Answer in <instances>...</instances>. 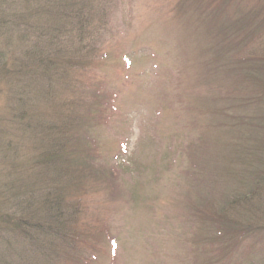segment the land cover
<instances>
[{
    "label": "rangeland",
    "instance_id": "rangeland-1",
    "mask_svg": "<svg viewBox=\"0 0 264 264\" xmlns=\"http://www.w3.org/2000/svg\"><path fill=\"white\" fill-rule=\"evenodd\" d=\"M26 1L0 0V219L55 194L75 242L35 230L67 254L53 263L28 240L23 264H264V0H88L82 33L52 42L63 69L38 99L20 73L42 25ZM24 114L69 122L33 139ZM218 214L246 231L205 220ZM7 227L0 250L19 237Z\"/></svg>",
    "mask_w": 264,
    "mask_h": 264
},
{
    "label": "trees",
    "instance_id": "trees-1",
    "mask_svg": "<svg viewBox=\"0 0 264 264\" xmlns=\"http://www.w3.org/2000/svg\"><path fill=\"white\" fill-rule=\"evenodd\" d=\"M25 5L27 9L30 8V5L33 6L32 11L35 12V17L33 16V19L35 22H37V19L39 18L40 21H42V25L40 23V25H35V31L38 32V35L36 36L37 40L30 42V46L26 51V57L29 63H25V61H22L20 73H24V70L26 68L30 75L32 73V78L34 79V81H36V83H42V88H35L31 85L29 87L31 90H33L34 99H38L39 97L44 98L45 96H50L52 94L49 88L51 80L57 79V77H59L61 74V70L63 69L60 61L57 60L56 55L54 57L55 59L49 57V53H52V42L58 40L64 32H76V34L78 35L82 33V31L84 30L83 17L86 11V6L89 5V1L27 0ZM23 112H25V109L23 110ZM27 115L28 114L22 115L19 120L23 121V123L25 124V129H28L29 131H27L31 132V134H28V136H34L33 139H36L35 136H40V138L50 137V139H54L58 136L56 128H58V130L60 131L62 126L64 124H68L69 122L60 120L59 124L55 122V125H45L43 119L40 118L37 121L34 119L35 122L32 124L34 116L30 114L29 118L26 119ZM69 141L70 137L67 135L66 138L62 139L60 137L53 140V142H50L49 150L45 149L41 157L36 159L38 166H40L41 168L42 165L45 167L47 166V164L54 162V160H52L54 158L53 156L56 155L57 152H62L65 144L69 146ZM54 148H56V151H54ZM50 155H52L51 159L49 158ZM45 181L46 180L44 178L40 182L43 184L45 183ZM259 183L260 182H254L252 186L253 188L250 192L251 194L256 195L261 192L262 185H259ZM32 186L33 183L30 184V191H32ZM52 196H54L55 201L53 199L46 200L39 198L38 203L41 202V206H37L36 211L34 210L35 212H33L30 216L28 214L20 216L17 222L11 221L8 218L0 219L3 224L5 223L6 226H8L7 229L9 228L15 232L19 231L18 240L17 242L15 241L12 244V248L10 250H8V248L0 250V264H23L22 260L26 258L24 250H27V248L25 246L22 249L23 245L20 246V244L27 243L28 240L32 241L33 243L35 242L34 244L36 246H41L39 247L41 250H38L36 247L35 254H37V256L45 254L46 256H49L51 258L53 263H57L55 261V258L56 260H59L61 256H65L67 254L66 253L64 255H60L61 252L57 250L58 246L53 250H49L45 245L39 244L38 241L36 242L34 240L35 238L33 237V233L35 230L40 232L46 231L49 232L57 242H63V245H71L75 242L72 237L68 239L65 238V234L70 233L72 229L68 224H65L64 221L61 220L62 215L60 209L62 208L61 204H63L64 202L63 198L55 194H52ZM260 198L262 197L260 196ZM30 199V197L28 199L26 198L25 204H23L24 209L28 206V202ZM219 216L220 214H218V216L214 218L207 215V217H205V220L214 222L218 225L222 224L223 226L219 225V229L221 228L222 230V228H224L226 233L239 232L240 234H243V232L246 231L244 228L240 227L241 224L237 223L236 221H228V223L223 224ZM14 244L18 246L15 247ZM4 254H7L8 257H1ZM7 258H9L10 260L9 263L6 262ZM12 258L16 261H19V263L14 262Z\"/></svg>",
    "mask_w": 264,
    "mask_h": 264
}]
</instances>
